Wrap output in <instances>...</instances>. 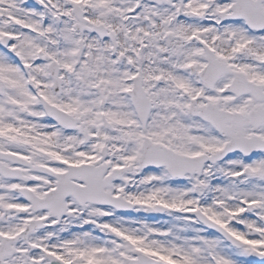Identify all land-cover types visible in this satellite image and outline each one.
Returning a JSON list of instances; mask_svg holds the SVG:
<instances>
[{"label":"snow or ice","instance_id":"obj_1","mask_svg":"<svg viewBox=\"0 0 264 264\" xmlns=\"http://www.w3.org/2000/svg\"><path fill=\"white\" fill-rule=\"evenodd\" d=\"M0 264H264V0H0Z\"/></svg>","mask_w":264,"mask_h":264}]
</instances>
